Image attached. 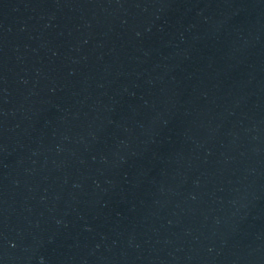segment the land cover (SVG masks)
Masks as SVG:
<instances>
[{
    "label": "water",
    "instance_id": "1",
    "mask_svg": "<svg viewBox=\"0 0 264 264\" xmlns=\"http://www.w3.org/2000/svg\"><path fill=\"white\" fill-rule=\"evenodd\" d=\"M0 264H264V0H0Z\"/></svg>",
    "mask_w": 264,
    "mask_h": 264
}]
</instances>
